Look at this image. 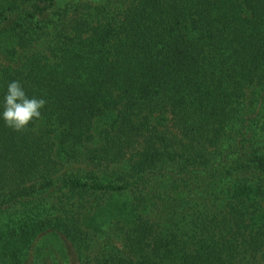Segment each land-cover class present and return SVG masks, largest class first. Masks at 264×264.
Returning a JSON list of instances; mask_svg holds the SVG:
<instances>
[{
    "label": "trees",
    "instance_id": "trees-1",
    "mask_svg": "<svg viewBox=\"0 0 264 264\" xmlns=\"http://www.w3.org/2000/svg\"><path fill=\"white\" fill-rule=\"evenodd\" d=\"M0 264H264V0H0Z\"/></svg>",
    "mask_w": 264,
    "mask_h": 264
},
{
    "label": "clouds",
    "instance_id": "clouds-1",
    "mask_svg": "<svg viewBox=\"0 0 264 264\" xmlns=\"http://www.w3.org/2000/svg\"><path fill=\"white\" fill-rule=\"evenodd\" d=\"M47 101L44 98H29L20 81L8 84L4 97L2 118L6 125L15 131L23 132L30 123L42 118L41 109Z\"/></svg>",
    "mask_w": 264,
    "mask_h": 264
}]
</instances>
